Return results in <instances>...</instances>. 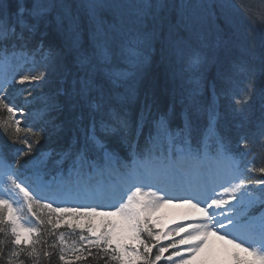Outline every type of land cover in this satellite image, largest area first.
Instances as JSON below:
<instances>
[{
  "label": "snow or ice",
  "instance_id": "obj_1",
  "mask_svg": "<svg viewBox=\"0 0 264 264\" xmlns=\"http://www.w3.org/2000/svg\"><path fill=\"white\" fill-rule=\"evenodd\" d=\"M224 7L222 0H0V63L13 66L0 73V109L8 114L0 120V264H157L162 257L190 264L212 237L251 257L233 253L236 264H264V88L256 89L246 63L204 72L228 48L216 15ZM178 26L216 27V38L186 49L173 40ZM259 58L264 71V45ZM37 103L29 112L35 120L21 127L17 114ZM41 140L52 147L33 158ZM118 165L128 189L111 194L112 203L95 202L100 190L89 181ZM192 173L200 181L189 195L152 191ZM17 191L34 218L27 227L5 198ZM177 199L202 220L181 226L186 235L163 246L150 217ZM108 216L121 217L120 231L136 243L121 244L111 220L97 231L94 220ZM66 219L63 228L76 237L70 244L61 230ZM80 220L86 223L71 222Z\"/></svg>",
  "mask_w": 264,
  "mask_h": 264
},
{
  "label": "trees",
  "instance_id": "obj_2",
  "mask_svg": "<svg viewBox=\"0 0 264 264\" xmlns=\"http://www.w3.org/2000/svg\"><path fill=\"white\" fill-rule=\"evenodd\" d=\"M177 1H179V0H177ZM260 1H261L260 2L261 5H264V0H260ZM248 2H250V1H248ZM226 12H227L226 10H221V8L216 9V15L218 17H220L219 20H221L220 28L222 26L225 28V31L223 30V33L225 32L224 34L226 35V39L228 40V47H229L230 51L227 52V54L220 55V58H218L216 60V62H212V66L209 68L210 71H208L209 69L206 70V72L208 71L207 72L208 73L207 76H209V77L214 76L215 74H217L218 71H222L224 69L231 68L232 63H233L232 60L234 59V55H232V52L236 49V47H242V43L236 44L234 39L231 38V36L234 37L233 36L234 31H232V29H229V27H226L224 19H221V16L222 15L225 16ZM219 20H218V22H219ZM177 30H179V29H177ZM179 32L180 31H176L175 34H177ZM175 34H174V36H175ZM237 35H236V37H237ZM263 44H252L254 46L253 47L254 49H251L252 45H244V47L246 49H248L249 52H251V55H253V54L260 55V52L262 51V45ZM250 61L251 62L249 64L252 67H256V70H257V67H258V70L256 72H254V76H253L254 85H255V87L257 89L259 86L261 87L262 85H264V72L260 69L261 68L260 64H258L257 61H254L253 63H252L253 60H250ZM37 105L39 106L38 103L35 104V105H30L29 108L26 109L25 112L29 114V112H32L34 110L32 108L36 107ZM3 111H2V109H0V120L4 119V117H5V114H4ZM0 134L2 135V133H0ZM47 144H50V143L46 142L45 140H41V142L39 144H37L36 147H43V146H45ZM46 238L49 240V242H51V238L50 237H46ZM0 239H5L3 234L0 235ZM155 251H156V249H153V253H155ZM160 262L159 263L162 264V261H160ZM27 264H31V261H28ZM71 264H103V261L102 260H93L92 258H89L88 261H86V262L81 261L80 263L76 262V263H71Z\"/></svg>",
  "mask_w": 264,
  "mask_h": 264
},
{
  "label": "bare ground",
  "instance_id": "obj_3",
  "mask_svg": "<svg viewBox=\"0 0 264 264\" xmlns=\"http://www.w3.org/2000/svg\"><path fill=\"white\" fill-rule=\"evenodd\" d=\"M217 23L219 24V27H220L221 26V20H219V22H217ZM181 29L183 30V28L180 27V29L178 31H181ZM221 29H223L225 31V28L223 26L221 27ZM216 32H217L216 27H211V28H209V30H207L203 33L195 32V31L193 34L179 32V33L175 34V36L173 37V40H178L181 43V45L184 46L186 49L190 48V47H199L203 43L212 44L216 38ZM188 37L190 38L191 42L187 46V44L182 40V38H188ZM232 39H234L236 44H238L240 42V40L237 37H235V38L232 37ZM253 47L254 46L252 45L251 49H254ZM232 55H234V60H235L234 64L239 65V64H243V63H250L251 62L250 60H253L252 63L254 61H257L261 67L260 58H259L260 55H251V52H249V50L246 49L244 46L236 48L232 52ZM209 65H212V62H209Z\"/></svg>",
  "mask_w": 264,
  "mask_h": 264
},
{
  "label": "rangeland",
  "instance_id": "obj_4",
  "mask_svg": "<svg viewBox=\"0 0 264 264\" xmlns=\"http://www.w3.org/2000/svg\"><path fill=\"white\" fill-rule=\"evenodd\" d=\"M175 206H177V207H174V209L177 210L176 211L177 213L174 214V216H171V219H175L177 217H184L187 212L184 211L182 206H178V205H175ZM162 208L164 209V206ZM160 209H161V207L158 208V211H160ZM115 220H116L115 222L117 223V221H118L117 217L115 218ZM20 221L21 222L23 221L22 218H20ZM159 226L160 225H157L156 227H159ZM128 236L129 235L127 232L120 231V238L123 237V241H128L129 240ZM219 241L220 240L216 241L217 243H214V242L210 243L209 249L203 253L197 254L194 262H197V263L199 262L200 264H204V263H206V261L207 262L212 261V264H219V261L224 260L223 256L226 255L225 256L226 257L225 263H227L228 262V256L230 255V251L232 248L230 245H228V247L224 245L223 247L218 248Z\"/></svg>",
  "mask_w": 264,
  "mask_h": 264
}]
</instances>
